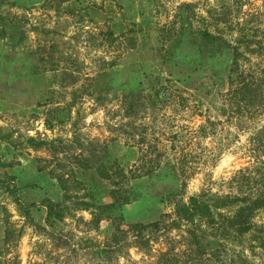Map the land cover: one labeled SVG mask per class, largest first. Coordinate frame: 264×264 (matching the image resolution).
Instances as JSON below:
<instances>
[{
    "label": "rangeland",
    "instance_id": "obj_1",
    "mask_svg": "<svg viewBox=\"0 0 264 264\" xmlns=\"http://www.w3.org/2000/svg\"><path fill=\"white\" fill-rule=\"evenodd\" d=\"M241 1L238 8L233 0H0V264H109L93 248L112 224L102 220L91 228L89 212L75 210L77 197L89 206L110 202L114 186L97 166L129 171L144 155L154 159V176L130 179L132 201L114 210L128 223L169 213L163 196L170 193L184 200L248 193L238 176L264 171V155L256 158L250 141L262 122L224 114L217 93L226 88L217 84L222 66L173 47L174 41L188 47L203 29H223L234 43L240 28L254 27L264 46V0ZM155 76L170 80L188 109L166 107L156 119L125 125L118 100L104 96L97 104L90 94L108 84L133 88ZM87 77L97 78L91 87ZM76 155L95 166L87 168ZM49 204L66 215L47 218ZM252 220L264 225V211ZM250 245L248 234L243 254L263 263ZM110 260L149 264L132 248Z\"/></svg>",
    "mask_w": 264,
    "mask_h": 264
},
{
    "label": "trees",
    "instance_id": "obj_2",
    "mask_svg": "<svg viewBox=\"0 0 264 264\" xmlns=\"http://www.w3.org/2000/svg\"><path fill=\"white\" fill-rule=\"evenodd\" d=\"M233 2L238 8L242 5L241 0ZM181 6L183 9L192 7L185 4ZM225 23V19H222V24L226 25ZM222 31L223 29H217L215 33H211L206 29L198 30L192 35L193 39L197 37L198 40L185 42L188 47H181L182 44L178 41H174L176 44L173 47L179 52L196 53L204 62L210 56L216 64L222 66L217 84L226 85V88L222 91L218 89L217 93L226 106L224 114L227 112L228 116H234L239 121L258 119L262 122V126L250 139L253 154L259 158L264 155V46L261 41L256 40L259 32L256 27L247 33H244L245 28H240L234 43L228 42ZM262 36L264 37L263 33ZM114 63L108 62L106 66L111 68ZM99 72L105 73V70ZM100 73L96 75L101 76ZM96 79L87 77L85 81L91 87ZM90 94L97 104L104 96H112V99L118 100V112L123 119H127L125 125H132L133 119L141 117L156 119L157 114L166 107L188 109V99L182 97L181 91L173 88L170 80L159 76L148 79L146 83L138 82L133 88L108 84L107 90L92 91ZM160 117L164 118L165 115L162 113ZM199 131L191 132V135H197ZM39 144L41 143L36 145ZM145 156L141 159V165L134 166V170L124 171L114 163L103 169L97 166V173L114 186L110 191L108 204L89 206L81 197H77L75 210L87 211L91 216L86 226L97 228L102 220L109 221L113 226L104 242L94 244V253L105 255L109 264L112 261L111 255L131 248L140 253L149 264H237L238 260L241 264H253L254 261L249 262L242 251L245 237L249 234L252 256L257 255L253 250L256 248L261 253L259 256L263 257L264 225L253 223L252 218L259 211H264V171L257 178L245 173L238 176L243 182L242 186L249 187L244 196L229 194L208 197L201 194L184 200L179 194L170 193L163 196L171 207L169 213H164L149 223H128L114 214V210L132 201L133 197L127 186L130 179L144 175L154 176V169H150L154 159ZM75 158L83 161L87 168H93L96 164L83 155H76ZM259 170L263 169H256V172ZM57 180L65 182L63 176H58ZM255 186L260 187L253 190ZM63 190L66 192V189ZM45 208L47 218L62 219L66 215L65 209L57 205L49 204ZM172 232L176 234L172 235ZM156 244L160 247L154 251L153 246Z\"/></svg>",
    "mask_w": 264,
    "mask_h": 264
}]
</instances>
